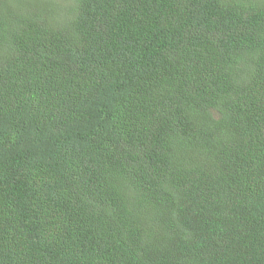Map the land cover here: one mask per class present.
Returning a JSON list of instances; mask_svg holds the SVG:
<instances>
[{
  "label": "trees",
  "instance_id": "1",
  "mask_svg": "<svg viewBox=\"0 0 264 264\" xmlns=\"http://www.w3.org/2000/svg\"><path fill=\"white\" fill-rule=\"evenodd\" d=\"M0 264H264V0H0Z\"/></svg>",
  "mask_w": 264,
  "mask_h": 264
}]
</instances>
